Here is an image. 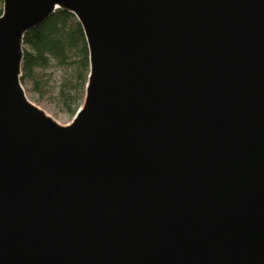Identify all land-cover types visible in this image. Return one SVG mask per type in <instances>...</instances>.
I'll return each mask as SVG.
<instances>
[{"label":"water","instance_id":"95a60500","mask_svg":"<svg viewBox=\"0 0 264 264\" xmlns=\"http://www.w3.org/2000/svg\"><path fill=\"white\" fill-rule=\"evenodd\" d=\"M0 264H264V0H2ZM57 10L89 73L60 125L22 86Z\"/></svg>","mask_w":264,"mask_h":264},{"label":"trees","instance_id":"16d2710c","mask_svg":"<svg viewBox=\"0 0 264 264\" xmlns=\"http://www.w3.org/2000/svg\"><path fill=\"white\" fill-rule=\"evenodd\" d=\"M52 61L72 68L76 82L68 83L63 97L67 112L74 116L84 100L89 51L81 25L67 11L57 10L44 24L25 34L21 82L33 80L35 69L46 68Z\"/></svg>","mask_w":264,"mask_h":264},{"label":"rangeland","instance_id":"374dc122","mask_svg":"<svg viewBox=\"0 0 264 264\" xmlns=\"http://www.w3.org/2000/svg\"><path fill=\"white\" fill-rule=\"evenodd\" d=\"M3 2L0 0V9ZM72 68L61 66L52 61L46 68H37L34 79H25L22 86L28 99L42 109L48 116L60 125L71 123L73 116L66 110L64 93L68 90V83H75Z\"/></svg>","mask_w":264,"mask_h":264}]
</instances>
